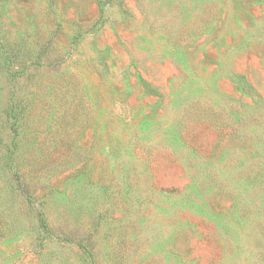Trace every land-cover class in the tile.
<instances>
[{
    "label": "rangeland",
    "instance_id": "obj_1",
    "mask_svg": "<svg viewBox=\"0 0 264 264\" xmlns=\"http://www.w3.org/2000/svg\"><path fill=\"white\" fill-rule=\"evenodd\" d=\"M0 264H264V0H0Z\"/></svg>",
    "mask_w": 264,
    "mask_h": 264
},
{
    "label": "trees",
    "instance_id": "obj_2",
    "mask_svg": "<svg viewBox=\"0 0 264 264\" xmlns=\"http://www.w3.org/2000/svg\"><path fill=\"white\" fill-rule=\"evenodd\" d=\"M40 221H41V226L40 227L44 228V230L46 232H49L50 233L49 226L47 225V223H45L44 218H41Z\"/></svg>",
    "mask_w": 264,
    "mask_h": 264
}]
</instances>
